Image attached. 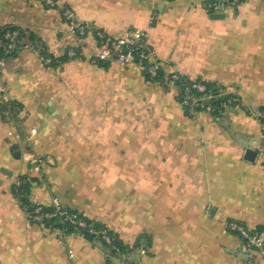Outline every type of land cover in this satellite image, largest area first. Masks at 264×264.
<instances>
[{"label": "crops", "instance_id": "1", "mask_svg": "<svg viewBox=\"0 0 264 264\" xmlns=\"http://www.w3.org/2000/svg\"><path fill=\"white\" fill-rule=\"evenodd\" d=\"M54 1L0 0V28L21 29L54 59L77 45L63 6L113 38L143 29L165 75L235 91L242 105L191 118L175 89L139 67L92 64L93 33L82 58L53 67L18 51L1 74L9 101L0 95V108L19 110L0 111V264H107L98 240L61 243L27 219L14 194L22 177L32 181L30 201L57 196L115 233L130 251L113 264H264L224 228H264V0H244L222 19L206 12L212 0ZM47 157L36 172L31 161Z\"/></svg>", "mask_w": 264, "mask_h": 264}, {"label": "built area", "instance_id": "2", "mask_svg": "<svg viewBox=\"0 0 264 264\" xmlns=\"http://www.w3.org/2000/svg\"><path fill=\"white\" fill-rule=\"evenodd\" d=\"M41 1L48 7H56L54 0ZM149 1L156 2L161 0ZM243 1L212 0L205 4V10L212 15L222 14L228 10L236 9ZM61 15L69 32L77 40L76 47L68 49L66 52L70 59L82 58L81 44L90 33H93L97 41V47L90 59L92 64L115 62L122 67H139L152 83L168 89L178 90V95L181 98L180 104L189 117L194 118L200 113H208L215 118H221L229 111L241 107L242 99L237 92L220 87L216 94L209 90L201 81L191 79L179 71L172 72L169 77L164 79H158L159 72L163 69V64L150 46L146 30L133 29L127 31L121 38H113L81 21L71 7L63 6ZM22 49L30 50L38 55L45 67H53L54 64H60V62L54 61L41 42L25 39L19 29L0 28V95L5 101H9V97L2 82L1 74L6 67L8 59ZM215 99H223V101L219 104H214L212 102ZM18 110L17 107L14 108L16 113ZM258 119L264 133V111H260ZM32 133L36 134V129H33ZM46 162H50L49 157L34 158L31 164L36 172H40L41 167ZM20 185V182L16 184L18 188ZM16 192L20 198L28 196L22 190L16 189ZM23 210L31 223L43 227L50 235L57 237L61 243L68 236L85 237L84 231L87 230L88 233L98 236L110 250L118 254V256L111 257V259H120L124 256L120 255L119 248L115 244L117 240L115 236L110 235L107 229L96 230L88 225L84 216L65 206L57 196L52 197L48 205L30 201V204L23 206ZM224 228L229 234L239 237L248 250L264 256V229L251 230L241 222L234 220L226 221ZM70 256L72 257L71 253ZM122 264L126 263L122 262Z\"/></svg>", "mask_w": 264, "mask_h": 264}, {"label": "trees", "instance_id": "3", "mask_svg": "<svg viewBox=\"0 0 264 264\" xmlns=\"http://www.w3.org/2000/svg\"><path fill=\"white\" fill-rule=\"evenodd\" d=\"M8 29H19V28H17V27H13V26H10V27H8ZM19 30L23 33V35H25V33H24L21 29H19ZM33 39H34V38L30 37V40H33ZM53 59H54V58H53ZM67 60H71V59L67 56V54H66L65 57L62 58V59H54V61H58V62H60V63H63V62H65V61H67ZM54 66H56V65L54 64ZM143 75L146 77V79H147L149 82H151V80H150L145 74H143ZM169 75H170V74H169ZM169 75H165V74H164V71H163V69H162V70H160V72H159L158 79H164V78H166V77H169ZM196 80L201 81L204 85H206V87H207L209 90H211L212 92H214V93H216V94L218 93V91H219V89H220V87H221V86H219V85L212 84V83H208V82H205V81L200 80V79H196ZM176 92H177V93H176L177 100H178V102L180 103V102H181V98H180V95H178V90H177ZM222 101H223V99H215L212 103H214V104H219V103H221ZM15 107H17L15 104L10 103V104L7 105V107H1V108H0V111H1V112H4V111H11V112H13ZM185 113H186V112H185ZM186 115H187V113H186ZM187 116H188V115H187ZM221 118H222V117H221ZM217 119H218V118H217ZM19 182L21 183V185H20L19 188H18V186H16V185L14 186V194L18 197V199L20 200V202L22 203V205H23V206H26V205L30 204V201H29V194H30V188H31V186H32V181L29 180L27 177H22V178L19 180ZM16 189H19V190L24 191L28 196H27V197H24V198H20L19 195H18V193L16 192ZM73 211H74V210H73ZM74 212L79 213V212H77V211H74ZM79 214L82 215V216H84L82 213H79ZM84 218L86 219L88 225L92 226L94 229H96V230L107 229L110 235H113V236H115V237L117 238L115 244H116V246L119 248L120 255H124V254H126V253H128V252L130 251L129 248L125 247V246L122 244V242L120 241V239L118 238V236H117L115 233H113L112 231H110V230H109L108 228H106L105 226H102L101 224L95 223V222H93V221L87 219L85 216H84ZM263 229H264V228H263ZM259 230H261V229H259ZM84 233H85V238H87V239H89V240H98L99 242H101V243L103 244V246L106 248V250H107L108 253H109V255H108V259H107V264H113V263H112V259H111V257H116V256H118V254H117L115 251L110 250V248H109L104 242H102L101 239H100L98 236H96V235H94V234H91V233H88L87 230H85ZM142 238H143V237H142ZM144 238H145V237H144ZM140 241H141V238L138 239V240L136 241V243L134 244L133 248H137V247H139V246H140Z\"/></svg>", "mask_w": 264, "mask_h": 264}, {"label": "water", "instance_id": "4", "mask_svg": "<svg viewBox=\"0 0 264 264\" xmlns=\"http://www.w3.org/2000/svg\"><path fill=\"white\" fill-rule=\"evenodd\" d=\"M212 17H213L214 19H222V18L225 17V15H224V14H213ZM249 155H255V153L252 152V151H248V152H247V156L249 157Z\"/></svg>", "mask_w": 264, "mask_h": 264}]
</instances>
